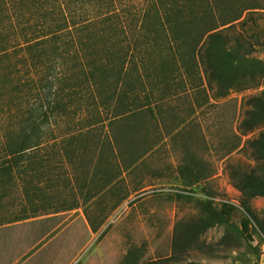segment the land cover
<instances>
[{
  "label": "trees",
  "instance_id": "trees-1",
  "mask_svg": "<svg viewBox=\"0 0 264 264\" xmlns=\"http://www.w3.org/2000/svg\"><path fill=\"white\" fill-rule=\"evenodd\" d=\"M63 3L17 0L14 15L6 11L16 24L1 29L0 84L17 96H0V117L7 115L0 144V227L33 223L34 244L78 209L76 193L88 186L92 166L89 188L95 194L114 183L112 138L132 163L139 159L137 150L122 146L117 124L129 140L141 132L140 115L156 118L157 112L164 120L172 99L206 86L215 100L263 88L245 100L238 131L248 136L264 125V0H149L74 26ZM15 76L23 79L16 86ZM51 124L59 126L60 140L42 145ZM95 152L100 157L93 164L86 158ZM242 152L249 159H230L226 169L261 247L264 212L253 208V200L264 198V130L247 139ZM197 177L208 181L214 174ZM213 198L193 199L198 213L182 224L176 246L199 242L217 225H225L235 241L244 238L229 219L240 209Z\"/></svg>",
  "mask_w": 264,
  "mask_h": 264
},
{
  "label": "rangeland",
  "instance_id": "rangeland-1",
  "mask_svg": "<svg viewBox=\"0 0 264 264\" xmlns=\"http://www.w3.org/2000/svg\"><path fill=\"white\" fill-rule=\"evenodd\" d=\"M64 1L65 14L74 26L149 0ZM16 7L17 0H0V41L5 39L1 29L4 32L10 24H16L13 16ZM7 10L13 14L9 20ZM261 56L264 57V52ZM21 80L15 76L11 83L16 86ZM262 89L232 92L225 99L215 100L205 86L202 91L172 99L165 106L164 120L157 112H153L156 118L148 113L140 115L137 121L141 132L129 140L127 136L123 138V128L117 124L122 146L126 142V148L137 150L139 159L132 163L128 153H121L126 149L120 150L112 138L115 152L112 162L117 169L114 183L95 194L92 186L89 188L94 167L89 166L88 186L76 193L78 209L67 213L63 223L33 247L37 225L1 226L0 264L14 261L21 251L25 261L46 245L27 264H264V244L260 247L253 240V221L240 208L241 193L232 185L226 169L228 160L245 156L242 149L247 139L264 130L263 125L248 136H241L238 131L245 100ZM10 91L9 86L0 84V96L9 99L17 96ZM6 116L0 117V144L5 139ZM60 136L59 126L51 124L41 143L58 144ZM99 157L95 152L86 159L95 164ZM63 159L75 181L73 167ZM199 172L214 177L199 182ZM209 194H213L217 204L229 203L240 209L229 219L244 238L235 241L225 225H217L202 235L199 242L181 249L176 246V238L181 234L182 224L198 213L194 200H206ZM253 208L258 213L264 212V198H255Z\"/></svg>",
  "mask_w": 264,
  "mask_h": 264
},
{
  "label": "crops",
  "instance_id": "crops-1",
  "mask_svg": "<svg viewBox=\"0 0 264 264\" xmlns=\"http://www.w3.org/2000/svg\"><path fill=\"white\" fill-rule=\"evenodd\" d=\"M45 240V239H44ZM44 240H42V241H44ZM41 241V242H42ZM40 243V242H39ZM39 243H36V244H34V241H33V245H32V247L33 246H35V245H37V244H39ZM47 247V245L46 246H43L40 250H38V252H36L37 254H33L31 257H28V259L27 260H25V261H22V259H23V255H22V251L21 252H19L18 253V255H15L14 256V261H12V262H10L9 264H27L28 262H30L36 255H38V253L39 252H41V251H43L45 248ZM33 249V248H32ZM32 249H30V250H32Z\"/></svg>",
  "mask_w": 264,
  "mask_h": 264
}]
</instances>
